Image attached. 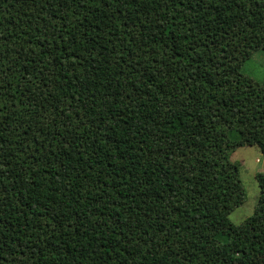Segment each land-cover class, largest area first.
<instances>
[{
  "label": "trees",
  "instance_id": "16d2710c",
  "mask_svg": "<svg viewBox=\"0 0 264 264\" xmlns=\"http://www.w3.org/2000/svg\"><path fill=\"white\" fill-rule=\"evenodd\" d=\"M264 0H0V264H264Z\"/></svg>",
  "mask_w": 264,
  "mask_h": 264
},
{
  "label": "rangeland",
  "instance_id": "374dc122",
  "mask_svg": "<svg viewBox=\"0 0 264 264\" xmlns=\"http://www.w3.org/2000/svg\"><path fill=\"white\" fill-rule=\"evenodd\" d=\"M240 71L264 90V50L253 51L241 64ZM229 160L237 188L232 192L236 204L228 217L233 224H238L251 215L256 206L259 195L257 177L264 171V153L256 146H239Z\"/></svg>",
  "mask_w": 264,
  "mask_h": 264
}]
</instances>
